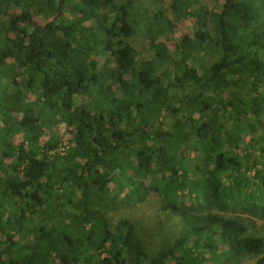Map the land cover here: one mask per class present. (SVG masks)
I'll return each mask as SVG.
<instances>
[{"label": "trees", "instance_id": "trees-1", "mask_svg": "<svg viewBox=\"0 0 264 264\" xmlns=\"http://www.w3.org/2000/svg\"><path fill=\"white\" fill-rule=\"evenodd\" d=\"M136 2L0 0V264H264V0Z\"/></svg>", "mask_w": 264, "mask_h": 264}, {"label": "rangeland", "instance_id": "rangeland-1", "mask_svg": "<svg viewBox=\"0 0 264 264\" xmlns=\"http://www.w3.org/2000/svg\"><path fill=\"white\" fill-rule=\"evenodd\" d=\"M137 4L142 5L144 8L151 9V10H157L159 9L160 14L164 16L166 19L171 21V27L172 31L168 33L166 37L163 35L158 36L157 41H160L157 47V51L162 53L167 47H171L173 43L176 41L177 36L179 35L180 31L186 28L188 24V20L184 19L176 20L175 17L172 15L171 11V5L174 4V0H136ZM185 2L189 1H196V0H184ZM216 0H197L198 10L200 13L207 14L208 12H215L214 3ZM175 4H181V1H176ZM188 31V30H186ZM150 33H146L145 35L141 33H136L135 36L132 39L133 46L135 50L138 51V59H142L143 62L151 60L153 62V54L149 47V35ZM156 45V46H157ZM208 59L206 58V61ZM147 66V64H146ZM163 68L158 66V72L162 70ZM5 82L3 80H0V89L4 88ZM12 92H15L14 89L10 90ZM2 94V93H1ZM4 98L5 93H3ZM10 98V97H9ZM8 98V99H9ZM29 100V99H27ZM61 118V117H59ZM68 123L65 118H61L57 121L56 128L58 131V136H61V138H66L68 136ZM23 135L21 133L15 135V141L18 142L22 140ZM46 138V135L44 133H37L35 136V140L37 141H43ZM171 168V167H169ZM174 168V167H173ZM175 181H178V179H174ZM157 199V196L153 195L149 197L145 202L143 203H137L134 205V208L132 209V212L134 214H140L143 216H149L154 214L152 206L154 205L155 200Z\"/></svg>", "mask_w": 264, "mask_h": 264}, {"label": "built area", "instance_id": "built-area-1", "mask_svg": "<svg viewBox=\"0 0 264 264\" xmlns=\"http://www.w3.org/2000/svg\"><path fill=\"white\" fill-rule=\"evenodd\" d=\"M68 136L66 138H62V144L57 148V150L59 152H62L65 148H66V140H67Z\"/></svg>", "mask_w": 264, "mask_h": 264}]
</instances>
